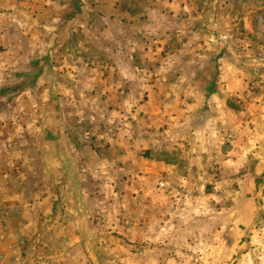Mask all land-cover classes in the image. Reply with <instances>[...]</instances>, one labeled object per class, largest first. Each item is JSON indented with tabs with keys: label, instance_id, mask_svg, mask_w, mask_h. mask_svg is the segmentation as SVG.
Listing matches in <instances>:
<instances>
[{
	"label": "rangeland",
	"instance_id": "rangeland-1",
	"mask_svg": "<svg viewBox=\"0 0 264 264\" xmlns=\"http://www.w3.org/2000/svg\"><path fill=\"white\" fill-rule=\"evenodd\" d=\"M0 264H264V0H0Z\"/></svg>",
	"mask_w": 264,
	"mask_h": 264
}]
</instances>
